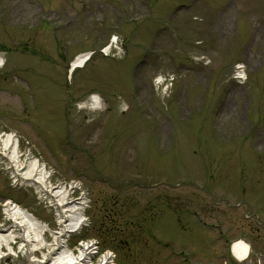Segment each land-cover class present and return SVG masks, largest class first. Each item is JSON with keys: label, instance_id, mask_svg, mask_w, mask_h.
I'll return each instance as SVG.
<instances>
[{"label": "rangeland", "instance_id": "rangeland-1", "mask_svg": "<svg viewBox=\"0 0 264 264\" xmlns=\"http://www.w3.org/2000/svg\"><path fill=\"white\" fill-rule=\"evenodd\" d=\"M113 36L124 53L96 52L66 82L72 56ZM0 53V132L18 136L20 165L39 158L89 189L92 227L72 243L115 220L147 244L142 264H221L238 238L264 264V0H0ZM7 166L0 155V221L11 198L54 228ZM44 240L4 246L0 263L48 261Z\"/></svg>", "mask_w": 264, "mask_h": 264}, {"label": "bare ground", "instance_id": "bare-ground-1", "mask_svg": "<svg viewBox=\"0 0 264 264\" xmlns=\"http://www.w3.org/2000/svg\"><path fill=\"white\" fill-rule=\"evenodd\" d=\"M86 60L87 55H79L78 57H76L70 65V74L75 68H80ZM1 61L2 55L0 54V66ZM88 103L90 109H98L99 107V101L95 96L90 97ZM10 138V136H7L2 141V147L0 148V150L2 151L1 154L8 158V160L10 161V165L12 166V168H14L16 173H19V175L22 176L23 179H32L37 182H40L42 179L44 180V173L36 166V162H29L25 164L24 167L19 165V157L17 156L18 153L17 151H15V144L10 140ZM3 151L6 153H4ZM20 171H22L23 173ZM54 196L58 199L64 198V192L62 191V188L54 190ZM4 214L5 217L12 220V224L6 229H0V257L4 256V254L2 255L3 246L10 245L16 237L20 238V247L22 248V246L28 245V250L30 252H34L40 246L44 245V227L41 225V223H39L38 220L33 218L31 214L15 206L9 207ZM77 222L78 218L76 219L74 224H72V226L71 223H64V230L66 232L70 229L71 231H73V228L77 226ZM16 228L20 231L19 233L18 231H16ZM232 250L237 258L243 259L248 253V246L246 243L239 241L233 245ZM81 258L82 255H79L78 259ZM30 263L46 264L43 261L35 262L34 259H31Z\"/></svg>", "mask_w": 264, "mask_h": 264}, {"label": "trees", "instance_id": "trees-1", "mask_svg": "<svg viewBox=\"0 0 264 264\" xmlns=\"http://www.w3.org/2000/svg\"><path fill=\"white\" fill-rule=\"evenodd\" d=\"M103 233H106V234H109V237H106L105 235V238H104V241L103 243H106L108 246H112L114 248H116V237L118 238L116 232L110 230V233L108 232H103ZM120 260L123 264H131V260L129 258H127V255H124V254H120Z\"/></svg>", "mask_w": 264, "mask_h": 264}]
</instances>
